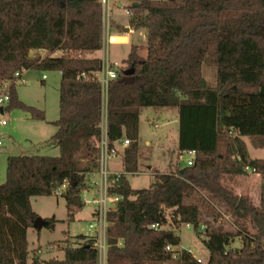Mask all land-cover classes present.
<instances>
[{"label":"trees","instance_id":"obj_1","mask_svg":"<svg viewBox=\"0 0 264 264\" xmlns=\"http://www.w3.org/2000/svg\"><path fill=\"white\" fill-rule=\"evenodd\" d=\"M127 7L130 25L149 32L147 45L132 44L107 90L108 148L119 152V144L131 140L123 151L124 170L109 174V193L121 197L108 211L107 263L162 264L177 258L181 264H203L191 250L179 249L176 229L150 226L168 223L166 209L172 208L178 226L193 222L199 231L205 225L206 264H264V158L251 156L241 123L225 103L231 94L264 96V0H134ZM168 13L177 31L162 38L152 18ZM102 47L100 0H0V79L14 80L17 71L28 69L61 71L59 116L52 121L60 154L8 157L7 180L0 184V264H71L68 246L64 258L30 257L28 229L39 216L32 196L52 194L67 182L69 217L86 205L83 189L101 167L104 91L94 72L102 57L94 53ZM205 64L216 67L215 85L204 74ZM9 90L8 109L46 118L45 109L19 97L17 83ZM145 106L177 109L179 150L195 156L175 170L154 169L155 180L136 188L128 175L140 170ZM249 135L256 147H264L263 131ZM247 166L260 174L259 204L249 187L237 189ZM44 218L50 228L58 221ZM238 237L242 246L232 247ZM84 247L95 253L89 264H98L95 239Z\"/></svg>","mask_w":264,"mask_h":264},{"label":"rangeland","instance_id":"obj_2","mask_svg":"<svg viewBox=\"0 0 264 264\" xmlns=\"http://www.w3.org/2000/svg\"><path fill=\"white\" fill-rule=\"evenodd\" d=\"M113 1L115 4L111 12V31L114 34H127L129 40L127 42L110 43L107 51L111 61L117 67H121L125 65L123 60L128 56L132 44L147 45L149 30L145 26L135 28L130 25V13L122 5L127 7L134 0ZM152 20L160 29V37L162 38H171L177 31L172 14L168 13L163 18L156 15ZM125 27L130 28V31H126ZM96 52L101 57L104 55L102 49ZM141 52L147 54V48L144 47ZM203 70L208 81L215 85L216 67L205 64ZM44 73L48 75L47 78L43 77ZM24 78L26 79L25 82L17 83L19 97L28 104L45 109L46 118H34L30 112L21 108L8 109L9 102L3 105L5 111H0V119H7V124L0 122V139L3 142L2 153L0 154V184L5 183L7 180L9 155L60 154L59 143L51 139L57 129L52 121L59 116L61 71L30 69L26 72ZM106 101L107 95L105 94V115L107 112ZM225 103L230 105V112L233 117L241 123L240 129L244 133L243 139L248 145L251 156L264 158V147H256L249 135L250 132L254 131L264 132V96L259 94H231L225 99ZM177 112V109L170 107L145 106L142 108L140 170L137 173L128 175L133 187L149 186L155 180L154 169L159 171L175 170L178 166L188 164L189 159L194 158L190 152H185L182 156L180 154V122L179 118L176 120L175 117ZM235 133L237 132H230L231 135ZM123 145L122 142L119 147L124 150ZM123 150L117 151V155L109 154L107 161L109 169L121 170L123 168ZM99 175L100 172L93 174L88 186L90 183H95L93 179L96 181ZM260 184V174L256 171H248V175L240 177V180L236 183L239 191L249 187L254 196V202L257 204L260 202ZM92 195L93 193L87 194L88 197ZM32 205L39 215L56 217L58 221L54 228H50L46 224L41 228L30 227L28 233L30 257L36 255L41 259L64 258L66 255L65 248L68 246L73 249L70 258L71 264H89V256L95 253L92 249L84 247V242L89 237L86 235V238L80 239L79 236L89 231V222L94 218L92 213L93 203L88 202L83 208L77 209L71 218L69 217L67 200L64 195H57L55 192L49 195H33ZM172 211V208L166 209V215L169 219V222L166 223V229H176L182 237L181 244L183 247L194 251L203 260H207L210 252L204 242L206 237L204 233L205 225H201L199 231L188 226L186 222H182L178 226L172 220ZM242 244L243 239L238 237L232 243V247H241ZM162 264L181 263L179 259L173 258L171 261Z\"/></svg>","mask_w":264,"mask_h":264},{"label":"built area","instance_id":"obj_3","mask_svg":"<svg viewBox=\"0 0 264 264\" xmlns=\"http://www.w3.org/2000/svg\"><path fill=\"white\" fill-rule=\"evenodd\" d=\"M102 3V13H103V47L101 48L104 51V55L102 56V67L95 71V76L100 80L104 97L107 95V90L109 86V82L111 79L117 77L118 75V67L115 63L111 61L108 55V45L110 43L116 42H127L129 40V36L127 34H114L111 31V12L113 11L114 1L113 0H100ZM122 7L130 13L128 7L122 5ZM47 74L44 73L43 77L47 78ZM24 74L21 71H17L15 74L14 80L12 79H0V106L5 105L10 101V85L15 82H25ZM4 107V106H3ZM106 116V115H105ZM1 123L7 124V119H0ZM131 140L126 138L123 141L124 147L130 145ZM101 146V156H100V175L99 178L95 182L96 190L91 197H88L92 187L88 186L83 189L82 196L86 203L91 202L94 205V218L89 222V231L85 233L89 238L95 239V247L97 248V257L98 264H108L107 263V226L109 224L108 220V211L111 209L115 202L121 197L118 194H110L108 191V182H109V174L111 173L107 161L109 154L117 155V150H109L108 148V136H107V118L104 117L103 121V134L100 140ZM3 142L0 139V153L2 152ZM187 152V151H185ZM195 153V151H190ZM234 156H239L238 152L235 153ZM241 158V157H240ZM194 159V158H193ZM193 159H189L188 163H193ZM247 170L249 172H254L256 169L250 166H247ZM119 173V172H117ZM67 188V182H64L60 187L55 190L57 195H64L65 189ZM188 226L194 227L193 222H186ZM152 228L155 229H165L166 223L154 222L150 224ZM185 248L182 245L179 249ZM168 249H175L172 245H168ZM187 249V248H186ZM181 251H175L174 257H179ZM193 252V251H192ZM195 255V254H194ZM199 262L206 264L207 260H203L202 258L195 255Z\"/></svg>","mask_w":264,"mask_h":264},{"label":"crops","instance_id":"obj_4","mask_svg":"<svg viewBox=\"0 0 264 264\" xmlns=\"http://www.w3.org/2000/svg\"><path fill=\"white\" fill-rule=\"evenodd\" d=\"M124 29H126V27L124 28ZM95 55H98L97 54V52L96 53H94ZM99 56V55H98ZM28 70H30V69H28ZM28 70H24V72H23V74H24V76H25V74H26V72L28 71ZM0 107H3V106H0ZM1 111V110H0ZM5 111V107H3V111H1V112H4ZM176 120L179 118V113L177 112V114H176ZM179 120V119H178ZM1 122V121H0ZM56 128H57V126H56ZM57 130V129H56ZM51 140H55V141H57L58 143H59V141L58 140H56V139H51ZM59 145H60V143H59ZM124 146V145H123ZM120 150H123V148H119ZM124 149H125V147H124ZM124 151V150H123ZM2 153V152H1ZM0 153V154H1ZM183 153H185V152H183ZM181 151H180V154H181V156H182V154H183ZM192 155H193V157L195 156V153H193V152H190ZM121 154V153H120ZM119 154V155H120ZM124 170V167L121 169V170H111L110 169V171L112 172V173H117V172H119V171H123ZM94 180V182H96L95 181V179H93ZM90 187H92L91 188V191H89V193H94L95 192V190H96V186H95V183H92V184H90L89 185ZM94 212V208H93V211H92V213ZM30 229V228H29ZM29 229H28V233H29ZM29 239V238H28ZM182 245V244H181ZM183 246V245H182ZM30 249V248H29ZM193 253L196 255V253L193 251Z\"/></svg>","mask_w":264,"mask_h":264},{"label":"water","instance_id":"obj_5","mask_svg":"<svg viewBox=\"0 0 264 264\" xmlns=\"http://www.w3.org/2000/svg\"><path fill=\"white\" fill-rule=\"evenodd\" d=\"M126 31H130V28H126ZM134 71L133 68L126 70L127 73H132ZM0 110L3 111V107H0ZM47 219H45L43 216L39 215L36 217L34 221V226L37 228L43 227L47 223Z\"/></svg>","mask_w":264,"mask_h":264}]
</instances>
